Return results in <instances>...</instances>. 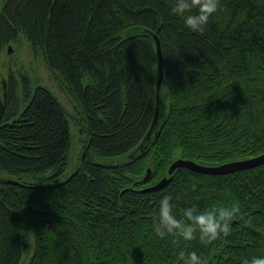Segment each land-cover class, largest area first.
Here are the masks:
<instances>
[{
  "label": "trees",
  "instance_id": "obj_1",
  "mask_svg": "<svg viewBox=\"0 0 264 264\" xmlns=\"http://www.w3.org/2000/svg\"><path fill=\"white\" fill-rule=\"evenodd\" d=\"M171 3L0 0V67L1 56H12L5 46L20 36L41 51L83 135L79 165L62 177L72 112L24 74L17 81L6 62L12 101L0 123V264H180L182 250H195L203 264L264 257V164L225 174L180 167L162 188L143 190L176 158L218 165L264 152V0H219L202 34L170 15ZM150 30L164 55L166 119L127 162L154 111ZM165 192L181 208L238 200L241 212L230 235L210 245L160 239L152 217Z\"/></svg>",
  "mask_w": 264,
  "mask_h": 264
},
{
  "label": "clouds",
  "instance_id": "obj_2",
  "mask_svg": "<svg viewBox=\"0 0 264 264\" xmlns=\"http://www.w3.org/2000/svg\"><path fill=\"white\" fill-rule=\"evenodd\" d=\"M218 5L219 0H172L169 13L180 19L189 32L202 34L210 18L218 11ZM178 203V198L170 192L159 198L152 217V229L158 238L174 237L185 242L198 238L202 244L210 245L230 235L231 221L241 212L238 200L227 207L204 209L192 203L181 208ZM177 259L180 264H203L195 250H182ZM248 264H264V257H253Z\"/></svg>",
  "mask_w": 264,
  "mask_h": 264
},
{
  "label": "water",
  "instance_id": "obj_3",
  "mask_svg": "<svg viewBox=\"0 0 264 264\" xmlns=\"http://www.w3.org/2000/svg\"><path fill=\"white\" fill-rule=\"evenodd\" d=\"M152 41L154 43L155 48V73H154V111L152 115V119L150 121L149 127L140 140V142L132 149L122 160L124 161H134L140 155H142L145 150L148 148L150 144H152L160 134L162 127L165 123V113L167 108L165 107L167 101V88H166V80L164 75V55L162 50V44L159 36L155 31H148ZM15 46L13 43H9L6 48L7 55L15 54ZM0 87L3 94V99L0 101V120L3 116V112L6 105L7 100V78L6 72L3 68L0 69ZM264 164V152L258 154L256 156L229 161L225 163H221L218 165H205L197 163L190 159L184 158H176L174 159L167 169V176L161 178L156 183L148 186L143 189L146 191L158 190L166 185L170 179L172 178L173 173L180 167H186L190 170L205 173V174H225L230 172H235L242 169H248L255 166H259ZM2 181L10 184H20L22 185L16 178H13L8 175H1ZM150 176V169L148 168L146 174L143 178L144 181L148 180Z\"/></svg>",
  "mask_w": 264,
  "mask_h": 264
},
{
  "label": "rangeland",
  "instance_id": "obj_4",
  "mask_svg": "<svg viewBox=\"0 0 264 264\" xmlns=\"http://www.w3.org/2000/svg\"><path fill=\"white\" fill-rule=\"evenodd\" d=\"M15 48V54L9 57L7 62L10 64L12 70L18 73V77H16V80L19 81L21 78L20 76L24 74L31 80V85L33 87L37 84L47 87L53 93V95L57 97L62 105L68 111L72 112L69 115L70 119H74V121L70 120L72 141L68 153L66 170L62 177L68 176L72 174L76 170V167H78L79 165L78 157L83 145V135L78 132V127L80 124L75 121L76 117L73 112V107L71 106L72 102L65 94V92L62 91L61 87H59V84L55 77L51 73H49V71L45 67L41 51H33L31 49V46L22 36L19 37L18 43L15 44ZM1 59L6 60L7 58H3V56H1ZM1 68L5 70V67L2 66L0 67V69ZM18 98L21 99V96H18Z\"/></svg>",
  "mask_w": 264,
  "mask_h": 264
},
{
  "label": "flooded vegetation",
  "instance_id": "obj_5",
  "mask_svg": "<svg viewBox=\"0 0 264 264\" xmlns=\"http://www.w3.org/2000/svg\"><path fill=\"white\" fill-rule=\"evenodd\" d=\"M18 40H19V38H18ZM8 45H9V44H7L5 47L7 48ZM6 48H5V50H6ZM3 58H4V57H3ZM7 60H8V58H7L6 60L2 59V62H1V63H3V64H2L3 67L5 66V63L7 62ZM2 66H1V67H2ZM7 76H8V74H7ZM6 78H7V82H8L9 76L6 77ZM10 94H11L10 84L7 83V100H6L5 109H4V112H3V116H2V118H1V120H0V123L3 122V119H4L5 116H6L7 108H8L9 102L12 101V100H10ZM12 95H13L14 100H16V95H15L14 90L12 91ZM14 96H15V97H14ZM18 96H20L19 93H17V97H18ZM2 99H3V94H2L1 87H0V101H1ZM18 99H19V98H18ZM19 100H20V99H19ZM20 264H24V262L21 261ZM26 264H27V262H26Z\"/></svg>",
  "mask_w": 264,
  "mask_h": 264
}]
</instances>
